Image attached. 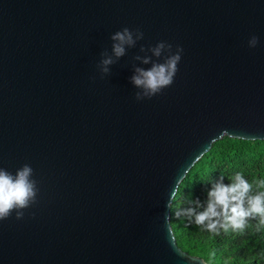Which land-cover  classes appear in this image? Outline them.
<instances>
[{
  "label": "water",
  "instance_id": "obj_1",
  "mask_svg": "<svg viewBox=\"0 0 264 264\" xmlns=\"http://www.w3.org/2000/svg\"><path fill=\"white\" fill-rule=\"evenodd\" d=\"M177 47L172 85L136 100V69ZM223 135L264 139V0H0V168L29 164L38 189L0 220V264H209L167 205Z\"/></svg>",
  "mask_w": 264,
  "mask_h": 264
},
{
  "label": "trees",
  "instance_id": "obj_2",
  "mask_svg": "<svg viewBox=\"0 0 264 264\" xmlns=\"http://www.w3.org/2000/svg\"><path fill=\"white\" fill-rule=\"evenodd\" d=\"M236 173L253 183L256 194L264 179V139L247 140L223 135L196 161L179 183L170 208V225L177 245L209 264H264V225L249 219L243 231L213 234L183 214L188 208L203 211L208 192L218 183L229 185ZM197 201L199 207H197ZM180 213V215H177Z\"/></svg>",
  "mask_w": 264,
  "mask_h": 264
},
{
  "label": "clouds",
  "instance_id": "obj_3",
  "mask_svg": "<svg viewBox=\"0 0 264 264\" xmlns=\"http://www.w3.org/2000/svg\"><path fill=\"white\" fill-rule=\"evenodd\" d=\"M142 37L143 32L137 29V39ZM111 39L115 41L112 51L117 58L125 54V45L132 46L135 43L132 31L127 27L117 31ZM257 43L258 38L252 36L248 46L254 48ZM165 47L171 49L172 45H166L161 41L152 52L155 56H160L161 50ZM182 52L183 49L177 47L175 54L170 55L164 63L154 64L148 70L136 69L137 74L132 77V83L143 89L141 93H137L136 100L151 99L164 88L172 85ZM102 55L104 58L98 68L102 74H107L108 66L113 64L114 60L106 53ZM143 62L148 63V58ZM32 176L33 169L29 164H24L15 174L0 168V220L7 219L13 211L16 213V218L21 219L24 216L23 210L36 202L37 182L31 178ZM256 184L262 190L250 194L253 191V183L245 179L241 173H236L233 183L229 185L218 183L208 192V203L203 211L197 212L195 208L190 207L184 210L183 214L188 217L194 216L196 225L204 226L208 232L217 235L221 230L243 231L249 219L259 218V223L264 225V179L256 181ZM171 199H176V190L172 193ZM171 206L170 203L167 205L169 208ZM197 207H199L198 201Z\"/></svg>",
  "mask_w": 264,
  "mask_h": 264
}]
</instances>
